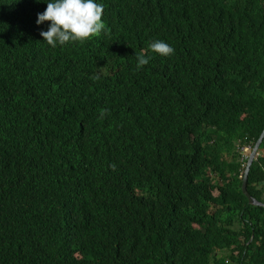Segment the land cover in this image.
<instances>
[{
    "label": "trees",
    "instance_id": "16d2710c",
    "mask_svg": "<svg viewBox=\"0 0 264 264\" xmlns=\"http://www.w3.org/2000/svg\"><path fill=\"white\" fill-rule=\"evenodd\" d=\"M46 2L0 0V264H264V0H96L55 48Z\"/></svg>",
    "mask_w": 264,
    "mask_h": 264
},
{
    "label": "clouds",
    "instance_id": "9594fccd",
    "mask_svg": "<svg viewBox=\"0 0 264 264\" xmlns=\"http://www.w3.org/2000/svg\"><path fill=\"white\" fill-rule=\"evenodd\" d=\"M46 3L45 11L37 14L36 24L49 23L47 31H41L40 36L52 48L69 43L84 44L106 31L103 20L104 5L96 0H48ZM148 50L163 57L174 53V49L161 40L152 41ZM136 60L137 70L149 63L146 53L137 55ZM107 114L108 109H101L100 119ZM109 167L115 170L114 164Z\"/></svg>",
    "mask_w": 264,
    "mask_h": 264
},
{
    "label": "water",
    "instance_id": "95a60500",
    "mask_svg": "<svg viewBox=\"0 0 264 264\" xmlns=\"http://www.w3.org/2000/svg\"><path fill=\"white\" fill-rule=\"evenodd\" d=\"M264 137V130L262 132V134L260 135L259 139L256 141L255 145L253 146L247 162H246V166H245V170H244V175H243V180H242V186H241V190L243 195H245L248 198V201L251 205H255V206H261L264 207V204L259 202L258 200H256L252 195H250L247 190H246V182H247V175H248V171L250 169V166L252 165V162L254 161V159L256 158V156L258 155V149H259V145L262 141Z\"/></svg>",
    "mask_w": 264,
    "mask_h": 264
},
{
    "label": "rangeland",
    "instance_id": "374dc122",
    "mask_svg": "<svg viewBox=\"0 0 264 264\" xmlns=\"http://www.w3.org/2000/svg\"><path fill=\"white\" fill-rule=\"evenodd\" d=\"M250 152H251V150H249V149H248L247 151H244V150H243V152H242V157L248 159V156H249Z\"/></svg>",
    "mask_w": 264,
    "mask_h": 264
},
{
    "label": "built area",
    "instance_id": "2783aa9c",
    "mask_svg": "<svg viewBox=\"0 0 264 264\" xmlns=\"http://www.w3.org/2000/svg\"><path fill=\"white\" fill-rule=\"evenodd\" d=\"M247 149H248V148H244L243 150H244V151H247Z\"/></svg>",
    "mask_w": 264,
    "mask_h": 264
}]
</instances>
